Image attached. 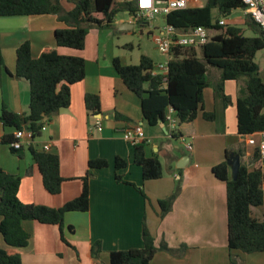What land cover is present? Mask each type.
I'll return each mask as SVG.
<instances>
[{
  "label": "crops",
  "instance_id": "obj_1",
  "mask_svg": "<svg viewBox=\"0 0 264 264\" xmlns=\"http://www.w3.org/2000/svg\"><path fill=\"white\" fill-rule=\"evenodd\" d=\"M197 1L190 0V7ZM65 7L70 10L73 6ZM232 15L226 23L234 24ZM115 25L122 30H133L135 25L151 29L148 23H136L130 14L128 19L115 18ZM64 27L55 15L0 17L1 50L6 67L0 77V112L3 106L15 113L29 112L30 85L15 74L16 51L25 41L31 43L34 59L44 50L53 49L61 55L86 60V77L71 87L70 106L54 115L46 124V131L34 141L40 149L49 144L50 152L59 156L65 179L62 191L51 195L45 190L27 149L23 159H19L11 153L9 145H0V167L21 177L19 199L23 203L57 208L81 194V179L89 169V161L106 159L109 165L93 170L89 210L65 215L64 235L68 243L62 241L59 227L26 221L23 227L31 235L29 245L19 249L5 244L4 247L20 254L24 264H110L111 252L144 246L145 222L157 247L162 242L172 249L187 246L182 257L159 251L150 264H229L227 187L212 169L225 161L227 151L236 154L240 146L246 149L241 158L243 164L249 167L255 164L253 155L258 145H250L248 140L254 138L259 143L261 134L242 136L237 128L236 103L247 94L246 81L224 84V94L229 99L226 103L216 98L214 91L221 81L220 71L209 67L204 111H216L217 120L207 121L200 113L193 122L179 126L181 136L192 141L193 150L188 151L181 138H172L166 124L152 127L144 120L140 99L126 87L113 66V60L118 57L104 45V28L90 30L85 49L77 51L57 46L55 32ZM148 32L152 34L151 30ZM212 33L215 32L211 36ZM142 56L152 58L155 63L167 60L162 55L164 60L159 61L150 54ZM87 94L100 97L99 114L92 115L86 109ZM97 122L102 124V132L95 128ZM138 124L146 134L147 157H158L161 162L160 179L144 180L142 167L134 162L135 146L122 138L126 129ZM9 132L0 123V139ZM117 157L126 161L124 169H116ZM117 176L142 188L147 199L135 187L117 181ZM178 182L181 192L172 210L161 219L158 202L171 196ZM252 217L264 221V205L253 207ZM1 220L0 217V223ZM96 242L101 243L98 259L92 256ZM234 254L239 264H264V253Z\"/></svg>",
  "mask_w": 264,
  "mask_h": 264
},
{
  "label": "trees",
  "instance_id": "obj_2",
  "mask_svg": "<svg viewBox=\"0 0 264 264\" xmlns=\"http://www.w3.org/2000/svg\"><path fill=\"white\" fill-rule=\"evenodd\" d=\"M64 3L73 7L67 10ZM235 10L245 11L243 0H206L203 7H189L174 11L166 16V22L182 33H189L199 26L215 32L210 42L200 47L178 48L172 51L166 76H153L155 61L142 56L137 65L124 64L115 58L113 66L126 87L132 91L141 103L142 115L149 126L156 127L160 122L166 124L169 108L175 112L179 125L193 122L202 113L207 121H216L217 113L204 111V90L209 87V67L218 69L221 81L214 88L216 98L229 103L224 94V84L228 81H246L247 94L237 100V128L242 136L264 132V79L261 77L256 55L264 50V35L250 15L245 25L252 30L253 36H247L242 27L235 24L219 25L223 19H229ZM217 12L214 16L213 12ZM135 13L136 8L129 2L117 0H0V17L55 15L64 28L55 32L58 47L83 51L87 36L92 28L112 27L120 13ZM5 69L0 37V77ZM16 77L28 81L30 85V104L28 113L8 111L6 106L0 112V123L10 130L0 139V145H9L10 151L23 159L25 151L30 153L45 190L51 195H59L65 179L60 171V158L34 145L42 135V128L62 108L71 104V87L86 77V60L80 56H66L56 50L46 49L38 59L32 55L29 41L22 43L16 51ZM165 78V79H164ZM1 79V78H0ZM86 109L97 115L101 112L98 95L85 96ZM30 130L33 133L32 145L15 150L12 144L14 132ZM173 139H179V130L172 132ZM146 142L135 146L134 162L142 167L144 180L160 179L163 169L158 157H147ZM226 159L213 167L214 175L226 183L228 213V249L229 264H239L234 252L242 254L264 253V221L252 217V208L264 205V156L257 148L254 151L255 164L249 167L242 164L237 178L230 175ZM243 158L246 149L240 146L236 150ZM106 159L89 161L88 171L82 177L81 194L61 207L26 204L19 199L22 185L20 176L12 175L0 167V264H24L20 254L8 251L11 248H25L31 235L24 229L23 223L33 221L40 224L59 227L62 241L65 215L69 212H87L90 208L89 183L94 178L93 170L108 167ZM125 160L116 158V169H124ZM117 181L135 187L145 199L143 189L135 184ZM181 192L178 182L174 193L158 202L161 219L172 210L174 202ZM73 231L72 227H69ZM144 246L138 249L114 251L110 254V264H150L157 252L163 251L182 257L187 246L170 248L162 242L159 247L149 232L145 222L143 228ZM101 243L92 247V256L98 259Z\"/></svg>",
  "mask_w": 264,
  "mask_h": 264
},
{
  "label": "built area",
  "instance_id": "obj_3",
  "mask_svg": "<svg viewBox=\"0 0 264 264\" xmlns=\"http://www.w3.org/2000/svg\"><path fill=\"white\" fill-rule=\"evenodd\" d=\"M118 2L132 3L135 8V13H130V16L136 23H148L151 25L152 35L156 44L158 52L167 58L163 62L156 63L153 76H166L168 74V65L172 57V51L178 48L186 47H200L211 40V31L203 26L196 27L189 33H182L174 26L166 22V16L174 11L184 10L190 7V0H117ZM245 5V13L250 15L253 21L259 25L264 35V0H243ZM157 17L164 18V25L154 26L153 22ZM226 24L225 19L219 22V25ZM165 79V78H164ZM166 126L170 134L179 130V122L175 117V112L172 108L168 109L166 114ZM97 131L102 132L103 127L100 122H97L95 127ZM47 126H43L41 132L46 131ZM261 140L259 143L254 138H250L248 143L250 145H258L262 156H264V132H260ZM15 140L12 147L15 150L28 148L33 142V133L30 130L15 131ZM122 138L128 144L133 146L146 142V134L142 125L138 124L126 129ZM186 150L192 151V141L180 137ZM43 149L47 152L51 151L49 144L45 145Z\"/></svg>",
  "mask_w": 264,
  "mask_h": 264
},
{
  "label": "rangeland",
  "instance_id": "obj_4",
  "mask_svg": "<svg viewBox=\"0 0 264 264\" xmlns=\"http://www.w3.org/2000/svg\"><path fill=\"white\" fill-rule=\"evenodd\" d=\"M205 3L206 0H198L195 2L194 7H203ZM64 4L67 7L71 6L68 3ZM213 14L214 16H217L216 11H214ZM232 16L234 18V24L242 27L247 36L254 35L252 30L245 25L247 15H244L243 10H235ZM128 18L129 14L124 12L117 15L116 20ZM231 19L232 17L229 21H231ZM225 21L227 20L225 19ZM153 25H164V18L157 17V19L153 22ZM150 30L152 31V29L148 27L141 28L139 25H135L133 30H122L118 25L104 27V45L108 47L110 52H114L118 58L128 65L139 64L141 56L146 54L152 55L157 61L164 60L158 52L155 42L153 41V35L148 32ZM255 61L259 65L261 77L264 79V50L257 53ZM8 154H10V152Z\"/></svg>",
  "mask_w": 264,
  "mask_h": 264
},
{
  "label": "water",
  "instance_id": "obj_5",
  "mask_svg": "<svg viewBox=\"0 0 264 264\" xmlns=\"http://www.w3.org/2000/svg\"><path fill=\"white\" fill-rule=\"evenodd\" d=\"M64 110H66V108H62L60 111H64ZM160 125L164 127L165 123L160 122ZM164 130L166 131L165 128H164ZM227 164L231 169L233 179H236L238 172H239V169H240L241 165L243 164L241 156L239 154H231L228 161H227ZM178 167L182 168V166H178Z\"/></svg>",
  "mask_w": 264,
  "mask_h": 264
}]
</instances>
